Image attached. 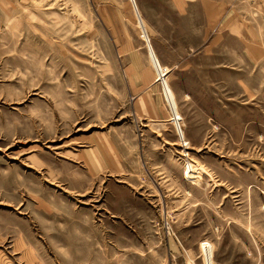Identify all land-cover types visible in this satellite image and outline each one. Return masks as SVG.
<instances>
[{
	"label": "rangeland",
	"instance_id": "1",
	"mask_svg": "<svg viewBox=\"0 0 264 264\" xmlns=\"http://www.w3.org/2000/svg\"><path fill=\"white\" fill-rule=\"evenodd\" d=\"M0 264H264V0H0Z\"/></svg>",
	"mask_w": 264,
	"mask_h": 264
},
{
	"label": "bare ground",
	"instance_id": "2",
	"mask_svg": "<svg viewBox=\"0 0 264 264\" xmlns=\"http://www.w3.org/2000/svg\"><path fill=\"white\" fill-rule=\"evenodd\" d=\"M163 74L161 73V76H162ZM160 78H162V77H160ZM163 79V78H162ZM168 91H169V88H168ZM169 93H170V96H172V92H170L169 91ZM168 94V93H167ZM172 99H173V97H172Z\"/></svg>",
	"mask_w": 264,
	"mask_h": 264
}]
</instances>
